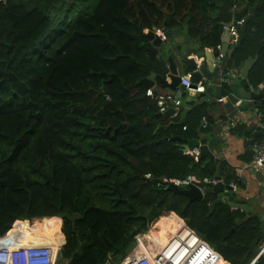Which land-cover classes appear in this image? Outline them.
I'll return each mask as SVG.
<instances>
[{
    "label": "trees",
    "instance_id": "obj_1",
    "mask_svg": "<svg viewBox=\"0 0 264 264\" xmlns=\"http://www.w3.org/2000/svg\"><path fill=\"white\" fill-rule=\"evenodd\" d=\"M202 1H0V236L11 229L24 242L58 244L64 233L57 264H117L150 222L159 218L148 235L174 231L175 217L162 215L175 212L225 260L254 258L259 247L243 262L259 220L224 202L210 214L213 194L190 203L155 185L162 176L214 174L212 161L162 140L196 136L193 123L188 117L178 126V115L169 127L142 83L161 73L146 30L162 28L168 39L182 31L187 43H199L196 54L221 44L222 25L208 29ZM261 19L251 17L229 57L241 67L257 52L251 84L264 80ZM263 97L252 95L256 105Z\"/></svg>",
    "mask_w": 264,
    "mask_h": 264
},
{
    "label": "crops",
    "instance_id": "obj_2",
    "mask_svg": "<svg viewBox=\"0 0 264 264\" xmlns=\"http://www.w3.org/2000/svg\"><path fill=\"white\" fill-rule=\"evenodd\" d=\"M217 1L218 0L202 1L201 10L204 17L207 19L206 22L208 24V29H212L217 25L223 24L217 18L218 10L216 6L219 4ZM238 1L241 2L243 6L236 9L233 8L235 18H237V16L241 13H244V18L247 17L249 15V7H255L253 9V15L255 13H262L261 20L264 21V9H261V6L264 7V0H235V2ZM221 3L222 0L220 4ZM252 16H250V19ZM256 33L258 35L257 43L262 44L264 40V22L260 24V32H257L256 30ZM222 34L221 44H223ZM171 41V37H169V39L164 42L170 47V52L168 51L169 54L179 55L184 49L185 54L188 55H198L199 57H204L205 55L206 50H202V53L196 54L198 53L197 50L200 46L199 43H187L184 35L178 36L176 40H174L175 43ZM235 45L236 44L229 43L225 59L222 62V67L229 68L230 75L239 78L244 64L251 60L252 66L249 69L250 75L252 69L259 61V55L257 52L253 53L254 55L247 58L241 67L235 66L231 63L229 64L230 53ZM160 48L162 50L163 47L161 46ZM164 50L159 53V56L163 55L164 58H167V54L165 52L167 50ZM178 66L181 76L192 71V69H189L185 64L180 63ZM157 75H160V79L156 78ZM157 75L150 77V79L155 82L153 89L156 87L158 93L171 90L172 88L166 86L170 85L172 82L169 74H165L161 71V73ZM214 75V81L208 80L206 76L200 78V80H202V82L206 85V90L208 86L212 85V83H215L214 85L216 86L220 85L218 79H216V70ZM248 77L244 79L246 83L243 81L242 84H234V80L232 78L231 84L222 85L221 96L224 97V100L219 101L217 99L216 102H214V100H216L214 91L212 93H194L187 90L182 85H179L175 89H178V91H181L182 93V105L179 109V116H181V119L177 121V124L178 126L182 125L189 117L193 123L192 132H194L196 136L194 135L188 139L208 138L207 142L215 158L207 160L213 162L215 170L212 177L207 175L206 177L216 180L217 183L219 180L213 177L216 173L217 166L220 165V180L228 185L231 182L227 183L224 178L226 172L222 173L221 170L225 167L226 170L232 171L236 178H238L241 182L240 186L237 183L238 181L234 182L237 184L238 189L233 191L239 194L241 198L239 201L231 202L245 204L246 208L243 210L235 206L228 205L225 198L222 199V202L228 205L230 211L240 210L241 212H244L245 220L249 218L259 220V225L261 227L260 230H264V166L257 172L248 167L255 154L254 145L261 142L264 137V97L262 99L263 102L259 105H256L252 98L253 93H264V80L251 84ZM246 92L248 93L247 95ZM244 101H246V105H244ZM165 118H167V123L170 127L173 125L176 117H173L171 114L170 116H165ZM182 120H184L183 123H181ZM178 136L179 135H173L172 137ZM212 194L213 198L209 202L210 214H212L219 205H216L214 210L211 211L212 204L217 199V194ZM208 195L209 193H206L202 200ZM173 213L176 214L175 212ZM177 216L182 221L184 220L179 215ZM232 229H234V231L230 236L227 235L226 238L233 235L235 228Z\"/></svg>",
    "mask_w": 264,
    "mask_h": 264
},
{
    "label": "built area",
    "instance_id": "obj_3",
    "mask_svg": "<svg viewBox=\"0 0 264 264\" xmlns=\"http://www.w3.org/2000/svg\"><path fill=\"white\" fill-rule=\"evenodd\" d=\"M3 1V0H0ZM244 18H234L230 23H223V30H228L231 44L238 41V28L243 24ZM146 32H149L146 30ZM154 33L159 36L162 41H167V33L162 28H155ZM222 44L215 47H206L208 53L219 51L215 57L213 67L216 70V79L220 85H229L232 82L229 68H223L222 62L226 54L221 52ZM193 57L197 63H200L204 57L198 55H189ZM187 90L194 93H205L206 85L200 80L197 83L191 81V72L181 76L180 84ZM148 96L155 97L159 106L160 113L164 114L170 108L175 111L173 117L179 115V109L182 105V93L178 89H171L167 92L155 95L153 87L146 91ZM224 100V97L218 99ZM232 124V123H231ZM183 126V130H186ZM255 154L249 164V168L253 171H260L264 166V137L258 144L254 145ZM187 155H192L199 161V148L194 150H184ZM148 181H153L154 176L151 173L146 174ZM208 183L216 184V180L205 178L201 181L194 175L188 174L184 177H168L162 176L158 178L156 187L168 188L170 185L188 187L191 184L199 186L203 192ZM229 185L234 190L238 189L236 183L231 182ZM162 216L175 217L177 225L174 231H168V234L159 235L151 232L152 227L156 224V220L150 223L147 231L140 232L134 236L133 246L126 256L118 264H231L225 260L216 249L206 240L201 238L186 222L181 220L173 212L165 213ZM161 217V216H160ZM14 225V224H13ZM13 227V226H12ZM11 230V229H10ZM10 230L0 236V264H57L62 245L56 249L52 244L38 243L31 241L24 242L18 236L10 234ZM264 257V244L260 246L254 258L248 264H255L259 259ZM110 264V263H105Z\"/></svg>",
    "mask_w": 264,
    "mask_h": 264
},
{
    "label": "water",
    "instance_id": "obj_4",
    "mask_svg": "<svg viewBox=\"0 0 264 264\" xmlns=\"http://www.w3.org/2000/svg\"><path fill=\"white\" fill-rule=\"evenodd\" d=\"M243 4L241 2H235V0H223L220 5L217 6L218 9V14L217 18L220 20L222 23H230L234 18L235 14L233 11V8H239L242 7ZM255 7H249V15L244 18L243 24L238 28V41H237V46H240L243 39L246 36V30H247V24L249 22L250 16L253 15V9ZM222 49L220 50L223 53H227L228 47H229V41H230V35L228 30H224L222 34ZM147 36L149 38V49L152 50L157 56H159L160 53V47L164 44L165 41H162V39L157 36L154 33V30L147 32ZM167 54V58H164L163 55L159 56L160 60V65H161V71L165 74H169V77L171 78V84L166 85L169 88L175 89L179 86L180 80H181V75L179 72V66L181 64H185L189 69H192L191 71V81L194 83H197L201 77L206 76V78L210 81H214L215 78V68L213 67V62L215 60V57L218 56L220 53L219 51H216L214 53H208L205 52L204 58L201 60L200 63H197L193 57H189L188 54H169L168 51H165ZM251 60L247 61L242 70H241V75L240 77L232 76L234 80V84H242L244 79L248 77L249 75V69L252 66L251 65ZM156 78L160 79V75H157ZM142 83L145 85V87L151 88L154 86V80L150 78H146L142 81ZM215 83H212V85L208 86L207 90L205 91L206 93H212L214 91L216 100L221 98L222 96V87L221 85H214ZM245 91V90H242ZM248 93L246 92V95ZM244 105H246V101L243 102ZM175 110L173 108H170L167 112L164 114L159 113V115L163 116H170ZM184 120L181 121L183 123ZM162 140L167 141V140H179L182 143V148L183 150H194L195 148H199V156L198 159H214L215 156L212 153L209 144H208V138H195V139H187V138H182L180 136L178 137H171L169 138L168 136H165L162 138ZM220 172V165L217 166L216 173L213 178L218 179L219 181L216 184L213 183H208L205 187V190H203L199 187L196 186L195 184H191L188 187H183V186H175V185H170L167 189L172 191L174 194H183L189 198V202H195L199 199H202L205 197L206 193H216L217 194V199L213 202L211 211L214 210L215 206L220 204L222 202L223 198H226L228 192L230 190H234L231 185H227L225 182L221 181V176L219 174ZM194 175L198 180H203L206 176V174L203 172V170H198L196 172L191 173ZM228 205L235 206L240 209H245L246 205L245 204H240V203H233L231 201L227 202ZM234 231L232 229L228 236L231 235V233ZM261 240H264V230H260L258 234L256 235V238L252 241V243L249 245V252L245 256L243 262H245L248 258V255L255 251L259 247V243Z\"/></svg>",
    "mask_w": 264,
    "mask_h": 264
},
{
    "label": "rangeland",
    "instance_id": "obj_5",
    "mask_svg": "<svg viewBox=\"0 0 264 264\" xmlns=\"http://www.w3.org/2000/svg\"><path fill=\"white\" fill-rule=\"evenodd\" d=\"M213 1V0H212ZM223 1V0H222ZM220 2H221V0H218L217 1V3H219V4H217V6L218 5H220ZM216 6V7H217ZM218 10V9H217ZM63 18H64V16H62ZM63 20H65V19H63ZM178 36H182V31H180V32H175L174 34H173V37H171V42H173V43H175L174 42V40H176V38L178 37ZM178 46V45H177ZM162 50L160 49V52H163V50H164V48H165V50H167V51H169L170 52V47L168 46V44L167 43H164L163 45H162ZM168 48V49H167ZM164 50V51H165ZM184 55H185V51H184V49H183V52H182ZM158 82V81H157ZM240 198H241V196L239 195V194H237L235 191H233V190H230L229 192H228V194H227V196H226V200H227V202L228 201H239L240 200ZM159 219V218H158ZM158 219L156 220V221H158ZM153 222V221H152ZM152 222H150V223H152ZM62 228H63V221H62V224H61V231H62V233H63V230H62ZM59 234V233H58ZM58 234L56 235V236H58ZM63 237H64V241L61 243V245L63 246V244L65 243V241H66V238H65V234L63 233ZM60 240V237L59 238H57V241H59ZM35 242V241H34ZM31 243V242H30ZM260 245L259 246H261V245H263L264 244V240H261L260 241V243H259ZM60 246V245H59ZM59 258V257H58ZM67 262V261H66ZM119 263V262H118ZM117 263V264H118Z\"/></svg>",
    "mask_w": 264,
    "mask_h": 264
},
{
    "label": "bare ground",
    "instance_id": "obj_6",
    "mask_svg": "<svg viewBox=\"0 0 264 264\" xmlns=\"http://www.w3.org/2000/svg\"><path fill=\"white\" fill-rule=\"evenodd\" d=\"M177 223V222H176ZM177 225V224H176ZM176 225H175V227H176ZM174 230H175V228H174ZM167 234H168V231H167ZM59 237H60V240H59V242H58V244H56V243H53L52 245H54V247L56 248V249H58L59 248V244H61L63 241H64V237H63V235H59ZM35 242H38V243H43V241H42V239L40 238V237H37L35 240H34Z\"/></svg>",
    "mask_w": 264,
    "mask_h": 264
},
{
    "label": "clouds",
    "instance_id": "obj_7",
    "mask_svg": "<svg viewBox=\"0 0 264 264\" xmlns=\"http://www.w3.org/2000/svg\"><path fill=\"white\" fill-rule=\"evenodd\" d=\"M259 248H260V246H259Z\"/></svg>",
    "mask_w": 264,
    "mask_h": 264
},
{
    "label": "flooded vegetation",
    "instance_id": "obj_8",
    "mask_svg": "<svg viewBox=\"0 0 264 264\" xmlns=\"http://www.w3.org/2000/svg\"><path fill=\"white\" fill-rule=\"evenodd\" d=\"M166 233H167V231H166Z\"/></svg>",
    "mask_w": 264,
    "mask_h": 264
}]
</instances>
